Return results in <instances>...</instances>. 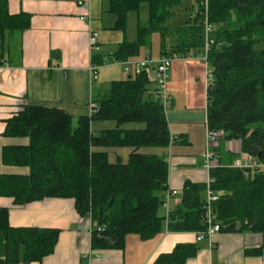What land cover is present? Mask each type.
Masks as SVG:
<instances>
[{"label": "trees", "instance_id": "1", "mask_svg": "<svg viewBox=\"0 0 264 264\" xmlns=\"http://www.w3.org/2000/svg\"><path fill=\"white\" fill-rule=\"evenodd\" d=\"M205 0H196L194 16L175 29L177 41L165 54H186L205 44ZM182 0H104V12L115 19L113 30L126 32L128 16L149 5L148 24H138V40L124 41L114 59L137 57L147 39L161 36L162 46L171 31L167 21ZM208 20L215 27L216 43L209 56L207 121L222 139L239 140L242 150L264 164V0H209ZM26 15H11L0 3V60L7 32L29 26ZM171 50V51H170ZM93 56V63L102 60ZM145 73L114 81L98 110L74 126L61 109L23 105L6 122L4 135L29 138L26 146L5 147L6 165L29 167V175L0 174V197L26 205L45 198H72L77 212L92 221V247L122 248L128 235L150 240L160 234V215L167 189L169 163L165 155L173 140L166 113L150 92ZM114 127L92 131V122ZM129 125H136L134 128ZM128 148L127 161L112 160L109 149ZM246 172H249L248 174ZM212 189L220 192L214 212L222 231L254 232L263 236L264 170L245 171L224 166L212 172ZM206 184L186 182L183 208L171 214L172 232H203L206 224ZM60 230L12 227L9 210L0 208V264L42 262L54 254ZM113 239L112 243L110 240ZM192 246L178 245L156 264H186L195 255Z\"/></svg>", "mask_w": 264, "mask_h": 264}, {"label": "crops", "instance_id": "2", "mask_svg": "<svg viewBox=\"0 0 264 264\" xmlns=\"http://www.w3.org/2000/svg\"><path fill=\"white\" fill-rule=\"evenodd\" d=\"M194 1L192 7L190 2L188 5L182 0L173 8L166 23L171 30L166 48L160 41L156 54L148 51V38L140 55L132 59L146 55L158 59L165 55V50L177 41L175 29L194 16L197 5ZM0 3L11 15H26L30 20L25 30L4 34V63L0 65V174L27 176L31 172L29 167L6 165L3 161L5 147L30 143L29 138L5 136L7 120L23 105L42 106L63 110L77 126L80 118L92 115V104H99L107 97L114 81L133 76L123 71L122 62L113 55L125 40L136 41L130 37L128 25L126 32L112 29L115 19L104 12V0H0ZM129 19L130 14L128 22ZM95 33L100 47L97 52L91 50L89 43ZM93 55L99 58L97 60L108 62L98 70L97 79H93L90 72ZM185 56L187 59L172 64L168 84L172 106L166 117L173 136L171 146L167 150L145 149L167 157V189L160 195L165 197L168 190L180 193L171 200V214L183 208L186 182L206 184L208 180L203 168V155L207 150L206 67L202 62V49L191 50ZM149 88L156 97L155 84L150 82ZM114 126L111 122L96 121L92 122V131L98 134ZM109 152L112 160L127 161L130 150L115 148ZM216 153L221 165L231 166L243 150L239 141L221 139ZM204 198L207 200L206 192ZM0 208L9 210L12 227L60 230L54 254L31 264H156L161 255L172 253L178 245L192 246L196 250L186 264H264L261 234L221 231L198 240L197 232L170 231L164 207L160 209V215L166 219L164 227L155 238L143 240L131 234L122 248L96 249L92 247V221L77 212L72 198H45L17 205L13 198L0 197Z\"/></svg>", "mask_w": 264, "mask_h": 264}, {"label": "built area", "instance_id": "3", "mask_svg": "<svg viewBox=\"0 0 264 264\" xmlns=\"http://www.w3.org/2000/svg\"><path fill=\"white\" fill-rule=\"evenodd\" d=\"M208 5L209 0L204 1L205 8V44L202 48V62L206 67V78L209 85L211 80V71L209 69V56L216 43L215 39V27L208 20ZM90 47L93 52H97L99 47L98 35L92 34L89 39ZM94 56V55H93ZM179 59H187L185 55L177 53H169L162 55L160 58L155 59L151 55H146L141 58L131 59L125 62H122L124 71L128 75H136L140 73H145L148 80L155 84L156 86V97L160 101L165 113L172 106V98L168 89V84L170 80V73L172 64ZM93 60V57H92ZM4 61L0 60V65H3ZM117 63V61H115ZM108 62H102L101 64L92 63L90 72L93 79L98 78V70L107 65ZM99 108L98 104L91 105L92 114L95 113ZM224 132L214 131L209 129L207 121V150L203 155V168L208 174L207 180V200H206V224L208 225L207 229L203 232L197 233L198 240H201L206 237H211L216 233L222 231L221 224L217 221L216 214L214 212V203L219 199L221 193L215 192L212 189V184L214 179L212 178V172L218 168L224 167L221 165L220 157L216 153V147L219 144V141L223 138ZM239 141V140H237ZM172 143V142H171ZM241 144V142L239 141ZM171 146V144H170ZM234 168L243 169L245 171L260 172L264 170V164L260 163L254 156L243 151L240 158L236 159L231 165ZM247 174L249 172H246ZM180 193L176 190H168L165 197L163 207L167 211V222L170 220V214L172 212L171 200Z\"/></svg>", "mask_w": 264, "mask_h": 264}, {"label": "rangeland", "instance_id": "4", "mask_svg": "<svg viewBox=\"0 0 264 264\" xmlns=\"http://www.w3.org/2000/svg\"><path fill=\"white\" fill-rule=\"evenodd\" d=\"M185 2H186V4H188L190 2L191 7H192V5L195 4L194 0H185ZM149 18H150L149 5L147 3L142 5L141 10H140L139 13L130 14V19H129V22H128V30H129V35H130V37H132L133 41H137L138 40V24L142 23V24L147 25L148 21H149ZM160 38L161 37L158 34L151 35L149 37V41H148L149 44H148L146 49L148 51L152 50V52L154 54H156V52L159 51V43L161 41ZM256 49L257 50H263L264 49V41L258 43L256 45ZM111 124L114 125V123H112V122H111ZM135 126L136 125H129V127H135ZM110 151H112V149H110Z\"/></svg>", "mask_w": 264, "mask_h": 264}, {"label": "water", "instance_id": "5", "mask_svg": "<svg viewBox=\"0 0 264 264\" xmlns=\"http://www.w3.org/2000/svg\"><path fill=\"white\" fill-rule=\"evenodd\" d=\"M110 241H111L112 243L114 242V240H113V239H111Z\"/></svg>", "mask_w": 264, "mask_h": 264}, {"label": "bare ground", "instance_id": "6", "mask_svg": "<svg viewBox=\"0 0 264 264\" xmlns=\"http://www.w3.org/2000/svg\"><path fill=\"white\" fill-rule=\"evenodd\" d=\"M171 51V50H170Z\"/></svg>", "mask_w": 264, "mask_h": 264}]
</instances>
